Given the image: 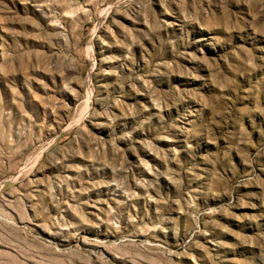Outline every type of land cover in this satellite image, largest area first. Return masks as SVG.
I'll use <instances>...</instances> for the list:
<instances>
[{
    "label": "rangeland",
    "instance_id": "1",
    "mask_svg": "<svg viewBox=\"0 0 264 264\" xmlns=\"http://www.w3.org/2000/svg\"><path fill=\"white\" fill-rule=\"evenodd\" d=\"M0 264H264V0H0Z\"/></svg>",
    "mask_w": 264,
    "mask_h": 264
}]
</instances>
